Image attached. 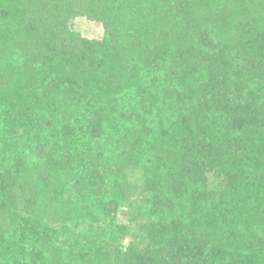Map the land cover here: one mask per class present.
I'll list each match as a JSON object with an SVG mask.
<instances>
[{
  "label": "trees",
  "instance_id": "trees-1",
  "mask_svg": "<svg viewBox=\"0 0 264 264\" xmlns=\"http://www.w3.org/2000/svg\"><path fill=\"white\" fill-rule=\"evenodd\" d=\"M0 264H264V0H0Z\"/></svg>",
  "mask_w": 264,
  "mask_h": 264
},
{
  "label": "rangeland",
  "instance_id": "rangeland-1",
  "mask_svg": "<svg viewBox=\"0 0 264 264\" xmlns=\"http://www.w3.org/2000/svg\"><path fill=\"white\" fill-rule=\"evenodd\" d=\"M71 25H72V30L75 33H79L82 37L87 38V39H98L102 35V29L100 25L92 22H87L84 19H77V20H70ZM137 175V172H136ZM121 220L124 223H127V218L126 217H121ZM48 226L50 228L55 229L57 224H54L52 222H47Z\"/></svg>",
  "mask_w": 264,
  "mask_h": 264
}]
</instances>
